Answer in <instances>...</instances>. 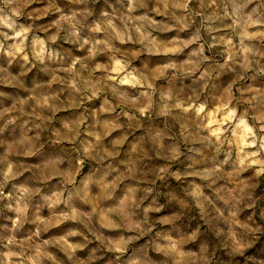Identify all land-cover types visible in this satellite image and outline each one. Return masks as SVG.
I'll return each instance as SVG.
<instances>
[{"label":"clouds","instance_id":"obj_1","mask_svg":"<svg viewBox=\"0 0 264 264\" xmlns=\"http://www.w3.org/2000/svg\"><path fill=\"white\" fill-rule=\"evenodd\" d=\"M262 183L264 0H0V264H264Z\"/></svg>","mask_w":264,"mask_h":264},{"label":"rangeland","instance_id":"obj_2","mask_svg":"<svg viewBox=\"0 0 264 264\" xmlns=\"http://www.w3.org/2000/svg\"><path fill=\"white\" fill-rule=\"evenodd\" d=\"M150 67H151V66H150ZM5 191H8V189H5ZM258 191L261 192L262 194H264V183L261 184V186H260V188L258 189ZM159 203H161V204H165V206H166V207H165V211H167V201L161 199V200L159 201ZM182 206H183V205H182V202H181V203H178V204L176 205L177 209L181 208ZM173 215H175V214H173ZM4 222H5V221L3 220V218L0 217V223H4ZM68 226H70V225H62L60 228H55V227L51 228V229L49 230V232L45 234V238H47L48 236H55V235L63 234V231H64Z\"/></svg>","mask_w":264,"mask_h":264}]
</instances>
